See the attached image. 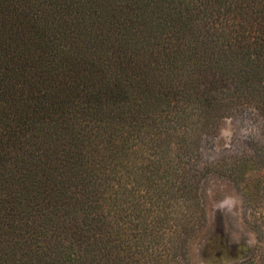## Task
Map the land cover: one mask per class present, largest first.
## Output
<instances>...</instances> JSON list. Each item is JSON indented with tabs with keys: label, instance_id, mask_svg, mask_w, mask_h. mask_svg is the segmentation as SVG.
<instances>
[{
	"label": "trees",
	"instance_id": "1",
	"mask_svg": "<svg viewBox=\"0 0 264 264\" xmlns=\"http://www.w3.org/2000/svg\"><path fill=\"white\" fill-rule=\"evenodd\" d=\"M254 97L264 0H0V264H170L138 153Z\"/></svg>",
	"mask_w": 264,
	"mask_h": 264
},
{
	"label": "rangeland",
	"instance_id": "2",
	"mask_svg": "<svg viewBox=\"0 0 264 264\" xmlns=\"http://www.w3.org/2000/svg\"><path fill=\"white\" fill-rule=\"evenodd\" d=\"M258 101L216 104L186 127L154 131L147 158L138 153L135 194L146 196L148 219L163 233L155 247L170 264H264Z\"/></svg>",
	"mask_w": 264,
	"mask_h": 264
}]
</instances>
